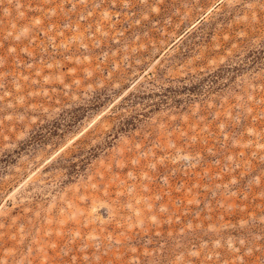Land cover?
<instances>
[{
  "label": "rangeland",
  "instance_id": "rangeland-1",
  "mask_svg": "<svg viewBox=\"0 0 264 264\" xmlns=\"http://www.w3.org/2000/svg\"><path fill=\"white\" fill-rule=\"evenodd\" d=\"M0 264H264V0H0Z\"/></svg>",
  "mask_w": 264,
  "mask_h": 264
}]
</instances>
